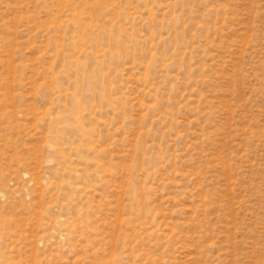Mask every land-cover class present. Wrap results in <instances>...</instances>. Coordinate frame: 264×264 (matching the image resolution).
Masks as SVG:
<instances>
[{"label":"rangeland","instance_id":"rangeland-1","mask_svg":"<svg viewBox=\"0 0 264 264\" xmlns=\"http://www.w3.org/2000/svg\"><path fill=\"white\" fill-rule=\"evenodd\" d=\"M0 264H264V0H0Z\"/></svg>","mask_w":264,"mask_h":264}]
</instances>
